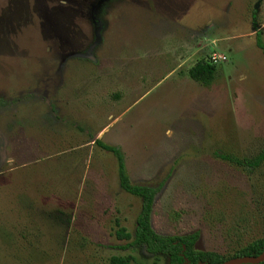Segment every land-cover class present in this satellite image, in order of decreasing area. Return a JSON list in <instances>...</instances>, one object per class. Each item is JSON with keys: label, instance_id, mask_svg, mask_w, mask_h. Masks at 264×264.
<instances>
[{"label": "rangeland", "instance_id": "374dc122", "mask_svg": "<svg viewBox=\"0 0 264 264\" xmlns=\"http://www.w3.org/2000/svg\"><path fill=\"white\" fill-rule=\"evenodd\" d=\"M256 31L264 0H0V264L168 263L131 243L141 199L96 139L159 188L157 233L228 256L263 237ZM164 49L214 66L207 84L166 75Z\"/></svg>", "mask_w": 264, "mask_h": 264}, {"label": "trees", "instance_id": "16d2710c", "mask_svg": "<svg viewBox=\"0 0 264 264\" xmlns=\"http://www.w3.org/2000/svg\"><path fill=\"white\" fill-rule=\"evenodd\" d=\"M256 45L264 54V42L259 31L255 32ZM214 72V66L209 63H197L192 66L188 74L196 81L207 84L210 75ZM98 146L111 152L117 162V173L120 187L130 195L141 199V206L136 218V225L133 232L132 244L143 245L149 253L161 254L167 258V264H222L226 260L235 257L257 256L264 251V236L255 239L241 247L232 255H223L214 251H202L195 249L198 234L188 235H161L157 233L151 224L153 204L158 187H151L143 184H135L131 181L125 167L124 157L118 146L107 145L96 139ZM264 159V151L254 158L250 163L257 165ZM237 161V160H236ZM118 237L128 240L131 235L120 227L116 230ZM129 245V244H128ZM133 258L129 255H112L105 264H132ZM242 264H264L242 263Z\"/></svg>", "mask_w": 264, "mask_h": 264}, {"label": "crops", "instance_id": "0c3cea01", "mask_svg": "<svg viewBox=\"0 0 264 264\" xmlns=\"http://www.w3.org/2000/svg\"><path fill=\"white\" fill-rule=\"evenodd\" d=\"M185 44H186V42L183 44V46ZM188 44L189 45L191 44V42L189 40H188ZM189 45H187V46H189ZM166 52L172 54V63L168 67V72L166 75L172 77V76L176 75V72L178 70H180L182 68H186L189 70L192 67L191 62L189 61L190 49H164V51H157V52L153 51V53L157 54V55L164 54ZM153 53H151V54H153ZM260 64H261L260 66L262 67L263 66L262 64H264V61L260 62ZM186 80L191 81V79H186ZM181 81H184L185 83L187 82V81H185V79H181ZM158 82H156V83H158Z\"/></svg>", "mask_w": 264, "mask_h": 264}, {"label": "water", "instance_id": "95a60500", "mask_svg": "<svg viewBox=\"0 0 264 264\" xmlns=\"http://www.w3.org/2000/svg\"><path fill=\"white\" fill-rule=\"evenodd\" d=\"M262 261H264V251L257 256H243L230 258L222 264L260 263Z\"/></svg>", "mask_w": 264, "mask_h": 264}, {"label": "built area", "instance_id": "2783aa9c", "mask_svg": "<svg viewBox=\"0 0 264 264\" xmlns=\"http://www.w3.org/2000/svg\"><path fill=\"white\" fill-rule=\"evenodd\" d=\"M211 58H212V61H216V59H217V57L215 56V54L212 55Z\"/></svg>", "mask_w": 264, "mask_h": 264}]
</instances>
